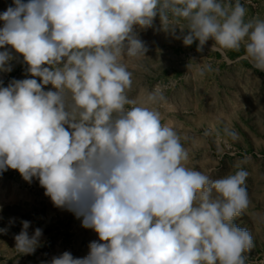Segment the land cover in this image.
Returning a JSON list of instances; mask_svg holds the SVG:
<instances>
[{"label":"clouds","instance_id":"9594fccd","mask_svg":"<svg viewBox=\"0 0 264 264\" xmlns=\"http://www.w3.org/2000/svg\"><path fill=\"white\" fill-rule=\"evenodd\" d=\"M246 13L241 0H12L0 13V73L13 50L26 66V78L0 80V174L38 180L99 238L83 258L65 251L48 264H247L253 237L235 222L250 203L243 162L224 176L189 167L162 121L164 89L133 97L129 68L147 57L139 32L158 17L184 46H243L264 72V19ZM21 224L15 249L34 254L43 230Z\"/></svg>","mask_w":264,"mask_h":264},{"label":"rangeland","instance_id":"374dc122","mask_svg":"<svg viewBox=\"0 0 264 264\" xmlns=\"http://www.w3.org/2000/svg\"><path fill=\"white\" fill-rule=\"evenodd\" d=\"M241 3L246 19H264V0ZM10 5L12 0H0V13ZM154 25L139 32L149 50L147 57L129 63L134 73L131 95L139 97L156 85L164 89L167 103L158 106L162 121L180 134L190 153L189 167L224 176L234 174L243 162L250 203L235 222L253 237L247 264H264V72L252 67L243 46L239 51L211 49L209 40L198 52V42L184 46L159 30L158 17ZM13 55V70L0 73L3 86L13 78H26L22 57L14 50ZM49 89L51 85L45 87ZM226 129L238 138L233 140ZM22 220L30 222V235L36 228L43 230L41 246L31 255L15 249ZM0 228L7 229L0 232V264H48L65 251L83 258L90 242L99 239L93 230L81 227L73 213L54 207L38 180L29 184L11 169L0 174Z\"/></svg>","mask_w":264,"mask_h":264}]
</instances>
